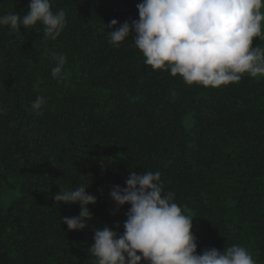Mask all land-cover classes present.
Returning <instances> with one entry per match:
<instances>
[{
    "label": "trees",
    "instance_id": "16d2710c",
    "mask_svg": "<svg viewBox=\"0 0 264 264\" xmlns=\"http://www.w3.org/2000/svg\"><path fill=\"white\" fill-rule=\"evenodd\" d=\"M140 2L52 0L67 20L54 41L40 23L0 25V264H93V230L124 231L130 205L117 210L110 192L130 171L161 173L193 218L197 254L239 245L264 264V77L213 88L153 70L132 37L115 46L108 35L139 19ZM28 4L0 0V16ZM52 52L67 58L64 79L51 75ZM81 184L97 203L70 231L62 218L80 207L53 196Z\"/></svg>",
    "mask_w": 264,
    "mask_h": 264
},
{
    "label": "clouds",
    "instance_id": "9594fccd",
    "mask_svg": "<svg viewBox=\"0 0 264 264\" xmlns=\"http://www.w3.org/2000/svg\"><path fill=\"white\" fill-rule=\"evenodd\" d=\"M139 19L116 28V19L106 26L110 43L119 46L128 37L143 53L153 70L170 71L188 85L218 88L238 83L247 74L264 77V49L253 47L254 38L264 35V0H141L136 5ZM29 11L0 16V25L19 31L40 23L45 39L56 40L66 26L63 10L53 11L52 0H29ZM54 79H64L66 56L51 53ZM46 103L38 96L32 109L41 115ZM6 111L0 107V114ZM90 184L60 189L54 201L78 204L79 214L63 217L70 231L83 230L92 218L88 205L97 197L86 191ZM125 187L114 185L110 192L117 210L130 205L119 233L108 225L94 229L89 252L93 264H256L249 251L232 245L219 251L205 249L197 254L193 218L174 202L175 193L165 192L160 172L130 171ZM119 228V224L115 226ZM139 253V254H138Z\"/></svg>",
    "mask_w": 264,
    "mask_h": 264
}]
</instances>
